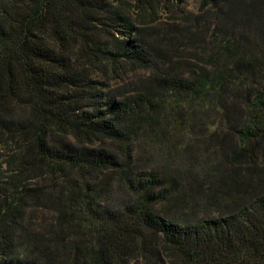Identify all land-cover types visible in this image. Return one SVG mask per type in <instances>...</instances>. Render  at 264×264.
<instances>
[{"label": "trees", "instance_id": "obj_1", "mask_svg": "<svg viewBox=\"0 0 264 264\" xmlns=\"http://www.w3.org/2000/svg\"><path fill=\"white\" fill-rule=\"evenodd\" d=\"M198 1L0 0V264H264V0Z\"/></svg>", "mask_w": 264, "mask_h": 264}, {"label": "rangeland", "instance_id": "obj_2", "mask_svg": "<svg viewBox=\"0 0 264 264\" xmlns=\"http://www.w3.org/2000/svg\"><path fill=\"white\" fill-rule=\"evenodd\" d=\"M183 7H184V10L186 12H197L199 10V1L198 0H185ZM166 19H167L166 14H163V13L159 14L158 22H164ZM206 116H209V117H207L206 120L203 121V124H198V122L194 123V131L187 137L189 142H188V144L184 143V146L189 145V144L192 145L189 149H187L186 152L180 153L179 150H182L183 148H185L183 146H178L177 148H175V146H177L178 143L180 142V139H179V138H181L180 135L175 138V142H174V145H173L172 150H171L173 155H170L168 153V150H166L164 152L163 157L166 156L167 160H171V161L174 160V162H171L170 165H175V164L178 165L176 163V161L178 163L182 164L183 162H186L189 157L196 156L198 153H202L204 151V145H202V144L195 145V142H193L195 140L196 135L202 133L204 137H200V138H203L206 142L207 139L209 138L210 134L214 131V129H217L220 132H225L228 130V128L225 127L226 123H225L223 116L218 114V111H215L214 113L211 112L210 115L206 114ZM194 145L197 148L194 147ZM181 147H183V148H181ZM2 154H4V153L2 152ZM3 158H5L4 155L0 156V161H2ZM3 167L4 168L6 167L5 163H4ZM184 180H185L184 182L188 181V180H186V176H184Z\"/></svg>", "mask_w": 264, "mask_h": 264}]
</instances>
